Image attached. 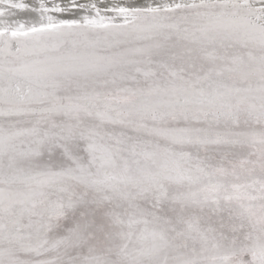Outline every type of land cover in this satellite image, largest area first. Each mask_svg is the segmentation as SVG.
<instances>
[{
	"label": "snow or ice",
	"instance_id": "6c2138e0",
	"mask_svg": "<svg viewBox=\"0 0 264 264\" xmlns=\"http://www.w3.org/2000/svg\"><path fill=\"white\" fill-rule=\"evenodd\" d=\"M0 264H264V0H0Z\"/></svg>",
	"mask_w": 264,
	"mask_h": 264
}]
</instances>
